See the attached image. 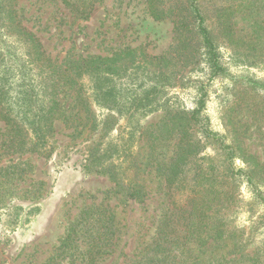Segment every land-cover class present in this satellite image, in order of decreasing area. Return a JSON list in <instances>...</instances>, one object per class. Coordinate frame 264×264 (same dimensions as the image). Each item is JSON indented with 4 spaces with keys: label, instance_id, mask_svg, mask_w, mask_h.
<instances>
[{
    "label": "rangeland",
    "instance_id": "rangeland-1",
    "mask_svg": "<svg viewBox=\"0 0 264 264\" xmlns=\"http://www.w3.org/2000/svg\"><path fill=\"white\" fill-rule=\"evenodd\" d=\"M189 2L98 0L81 18L61 0H5L4 10L39 39L55 66L46 68L43 59L29 56L26 44L0 21V79L6 61L13 69L11 95L17 92L15 78L23 75L24 86L35 93L36 111L55 77L61 105L44 142L19 117L17 128L0 119V264H47L53 256L58 264L85 263L83 238L59 257L56 253L68 225L91 207L99 208L91 221L110 217L93 264H264V0H195L225 69L211 80L201 39L190 31ZM180 22L187 26L176 29ZM127 49L135 50L134 60L118 61L110 74L117 97L129 102L152 85L158 90L148 97L153 109L119 114L93 102L90 75L78 74L70 61ZM141 51L165 56L152 68L153 76L145 72ZM200 83L209 127L225 143L239 139L245 155L236 154L228 164L219 144L192 123L194 151L168 189L167 170L159 174L157 162L173 163L180 132L166 121L193 107ZM92 117L96 128L90 126ZM104 117L112 128L102 135ZM110 143L119 146V155L98 171L90 154ZM132 183L136 196L129 193ZM220 229L225 237H216ZM159 230L178 238L166 243L176 249L157 262L152 248Z\"/></svg>",
    "mask_w": 264,
    "mask_h": 264
},
{
    "label": "trees",
    "instance_id": "trees-1",
    "mask_svg": "<svg viewBox=\"0 0 264 264\" xmlns=\"http://www.w3.org/2000/svg\"><path fill=\"white\" fill-rule=\"evenodd\" d=\"M61 1L66 6L70 7L71 11L78 17L87 18L93 9L94 3L98 0ZM4 8L5 0H0V21L3 23V26L7 29V31L9 33H13L18 41L26 44L29 49V56L32 54L33 56H35L34 58L40 60L43 59L44 67L50 68L52 66H55L50 58L44 57V51L41 49V43L39 39L26 27L20 25V23L16 21L15 17L11 14V11H5ZM149 12L154 19L160 18V13L155 8L149 7ZM188 12L194 20V26L190 29V31L195 32L200 37L202 45L205 49V59L208 64L210 73L208 79L211 80L213 77L223 72L225 69L219 62L214 42L209 34L207 27L205 26L204 17L201 15L199 7L195 3V0H190ZM186 26L187 25L185 23L180 22L178 23V25H176V29L180 28L181 30ZM9 52L10 51H7L8 54H6L8 58L11 55V52ZM134 53V49H127L126 51L122 50L119 53H114L109 56L86 55L85 57L79 58V60L77 61L71 60L70 64L73 65L74 62L76 63L74 67L75 69H77L78 74L81 75L83 72H86L90 75L91 98L96 105L106 108L107 111H116L119 114L128 112L131 114L139 109H153L154 105L153 103H151V99H149L148 97L150 95H154L158 90V87L152 85L150 88L144 91L143 95L136 96V98L131 97L132 100L130 99L129 102H125L124 100L117 97L116 85L114 84L113 77L110 75L114 71L113 66H115V64L121 60L127 61V59H129V61H133L135 57ZM141 53L144 56V62L147 63L145 68V72L148 74L147 76H153L155 72L152 70V68L156 64L160 65V63L165 60V56H147L143 51H141ZM30 59L34 60L33 57H31ZM5 64L6 65L4 66L3 71H6V74L0 79V119L3 120L6 124H10V126H15L17 128L18 122L16 118L19 117L29 125L37 141L44 142L46 136L52 129V117L58 110L59 105H61V102L59 100L60 97L58 96V89L60 90L61 83L58 82L55 77H52L51 83H47L49 89H44L43 91L44 99H41L42 103L36 106V111H33L32 106L34 102H37L34 97V91L31 88L26 89L23 83V75L20 74V77L18 76L15 78V80H17V92L15 96L11 95V85H14V83L12 82L13 69L12 67H10V65H7L6 61ZM59 72L61 74H64L62 71ZM65 83H67V79H65L64 84ZM205 92V85L203 83H200L198 87V99L195 101L193 107L188 110L177 111L176 113L170 115L168 121H166L171 123L172 131L177 130L180 132L178 143L176 145L177 149L175 152V157L173 158V163L170 162L168 165H163L162 161L157 162V170L159 174L163 175L165 170H167L163 178L165 186L168 189L171 188L174 184H177L179 179L178 173H180L182 170V168L179 166L185 163L188 156L194 151L195 141L193 140L191 132L189 131V128L193 124H196L199 127L201 136L212 139L215 143L219 144V147H221L226 155L228 164L231 165L236 154H240V156L242 157L245 155L244 150L241 147V141L239 139H237L235 143H225L224 137L209 127L207 117L204 113ZM131 94H133V92H131ZM5 96H13L11 98L12 100L10 99V101H8V104L4 102ZM84 105L85 111L92 115V110L90 109L89 102H84ZM12 111L14 113H12ZM102 123L104 125V132L102 135H105L107 131L112 128V124H110L111 120H109V118L107 117H104L102 119ZM90 126L94 128L97 127V121L93 119V117L91 118ZM119 152L120 150L118 145H114L113 143L107 145L104 144L94 147L89 159L90 162H93L95 164L96 170L103 171L105 170L103 168L104 162L115 153L119 155ZM154 152L156 153L157 150H155L152 146V155L154 154ZM160 154L161 152L157 153V155H154V159L157 160L158 155ZM240 172L246 174L248 180L252 182L251 175L250 173H248V171L240 169ZM111 175L115 177L113 173H111ZM135 187V183H132L129 189V193L134 196H136V194L139 192ZM98 211L99 208L95 209L94 207L85 208L80 211L78 218L73 220L68 225L65 236L56 253V257H59L61 253L66 252L67 249L76 245L79 239L83 238L85 249L84 251H82V253L86 254V262L79 264L94 263V255H98L102 252V246L105 245V243L101 241L106 240V235H108V232L110 230V227L108 226L110 217H108V219L95 218L91 221V216ZM101 227L107 229L104 234L101 232ZM195 232L197 235L199 231L196 230ZM225 234V231L222 229H220L219 231H215L216 237H225ZM177 238L178 237L175 235L170 237L169 239L164 231H158L156 242L154 244V247L152 248V255H158L156 258L157 262L163 261V259L166 257V252L176 249V246L171 248L168 247L166 243L170 240H176ZM255 262L256 261H254L252 264H255ZM47 264L58 263L55 261V257L53 256ZM68 264L78 263H74L71 260Z\"/></svg>",
    "mask_w": 264,
    "mask_h": 264
}]
</instances>
